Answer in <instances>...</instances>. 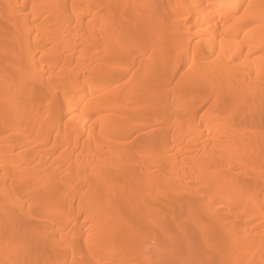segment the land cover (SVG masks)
Wrapping results in <instances>:
<instances>
[{"label": "bare ground", "instance_id": "obj_1", "mask_svg": "<svg viewBox=\"0 0 264 264\" xmlns=\"http://www.w3.org/2000/svg\"><path fill=\"white\" fill-rule=\"evenodd\" d=\"M0 144V264H264V0H0Z\"/></svg>", "mask_w": 264, "mask_h": 264}, {"label": "rangeland", "instance_id": "obj_2", "mask_svg": "<svg viewBox=\"0 0 264 264\" xmlns=\"http://www.w3.org/2000/svg\"><path fill=\"white\" fill-rule=\"evenodd\" d=\"M5 4H2L1 6L3 7V8H5L4 9V11L6 10V5L4 6ZM40 6H42L43 8H44V10L46 9V4H40ZM72 10V9H71ZM71 10H69V12L71 11ZM73 10H76V11H86L87 9H85V8H83V7H80L77 3H76V6L73 8ZM6 12V11H5ZM4 12V13H5ZM26 12H30V8H28L27 10H26ZM68 12H64V13H62L59 17H60V19H62V18H66V17H68L69 15L67 14ZM6 14V13H5ZM86 18L87 17H89L90 18V15L88 14L87 16H85ZM28 18H30V19H32V16H28ZM1 21H3V20H1ZM13 30V29H12ZM12 35V34H11ZM129 76V77H128ZM128 77V78H127ZM125 79L126 80H124V81H128L129 79H130V75H129V73H128V75L125 77ZM123 81V82H124ZM174 86V84H172V87ZM19 98L20 97H16V100H19ZM173 98V96L172 97H170V99H172ZM152 119V117L150 116L149 117V120H151ZM133 124H135V125H137V122H135V123H133ZM149 128H154V125H148V126H143V127H138L137 129H135V133H136V136L139 134V133H141V132H143V131H145V130H148ZM172 134V133H171ZM17 139H21V140H26V139H28V136H18L17 137ZM166 139V138H165ZM6 143L4 142L3 143V145H5ZM30 143H27V144H25V147H24V149L26 150V154L28 155V159L30 160V161H35L36 160V156H37V153H35V152H33V149H34V147H33V145H29ZM2 144H0V146H3ZM15 155H16V153H15ZM36 162V161H35Z\"/></svg>", "mask_w": 264, "mask_h": 264}]
</instances>
